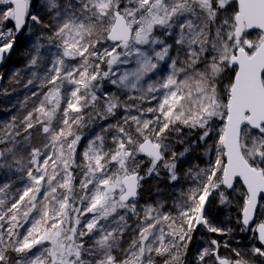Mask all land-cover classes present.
I'll list each match as a JSON object with an SVG mask.
<instances>
[{"label": "snow or ice", "instance_id": "1", "mask_svg": "<svg viewBox=\"0 0 264 264\" xmlns=\"http://www.w3.org/2000/svg\"><path fill=\"white\" fill-rule=\"evenodd\" d=\"M25 32L41 91L0 125V264H264V0H0V62ZM161 170L171 209L141 206Z\"/></svg>", "mask_w": 264, "mask_h": 264}, {"label": "trees", "instance_id": "2", "mask_svg": "<svg viewBox=\"0 0 264 264\" xmlns=\"http://www.w3.org/2000/svg\"><path fill=\"white\" fill-rule=\"evenodd\" d=\"M33 39H31V40H33ZM31 43H32V41L25 42L22 37L21 38L18 37L14 56L11 59V61L6 64L5 70H3V72L1 73V77L3 78V85L5 84L8 87V90L6 92H3V93L1 92L2 97H1V107H0V125H2L4 122L8 121L11 118V116L14 115L15 111L17 113H27L30 109V107H28V104L31 106V101L29 103L23 102L21 100V97H22V99H24L25 94L29 90L28 89L29 85L27 87H25V85L27 84L26 79H27V76L31 75V71H33V69H29L27 66L28 61H29V56H30ZM42 51L46 52L47 50L45 49ZM53 51H54V49H53ZM19 53L23 54V58L21 59L23 61V67L16 69L15 68V61L20 59V58H18ZM35 70L40 75L44 72L43 67L35 69ZM17 73H18V75H17ZM13 74H16L17 76H22V78L24 79V81H22V83L18 87L15 86L14 76H12ZM2 88H3V86H2ZM25 90H27V91H25ZM179 148H180V150H182L183 146L180 145ZM195 163H200L201 166H203L202 159L197 160ZM146 167H147V164H145L144 167L141 169L142 173H143L144 168H146ZM165 178H166V173L163 170H161V177L160 178L152 177V178H148L144 182V186L141 189V195L139 198V204L140 205L143 203V201H145V199L149 196V194L153 193L155 188ZM13 179H14V177H13ZM5 182H7V181H6L5 177L3 176V173H0V184H3ZM182 183H183L184 187H187L188 182H182ZM177 187H179V185H177ZM222 221L226 222L231 227H235L234 222L229 221L227 219L226 212L224 213V215L222 217ZM208 238H210L209 234H208ZM211 238H216L222 242L225 239H229L227 237H220V236H212ZM237 241L239 242L240 246H244V247H246L252 243V241L249 239V234H247V236H246L245 233H239L238 231L233 234V237L230 239V243L232 244V246L235 247V246H237ZM193 243H194V239H192V242L189 245L188 257L190 255V253L192 252ZM221 252L224 255L228 254V252H226V254H225V251L223 249H221Z\"/></svg>", "mask_w": 264, "mask_h": 264}, {"label": "rangeland", "instance_id": "3", "mask_svg": "<svg viewBox=\"0 0 264 264\" xmlns=\"http://www.w3.org/2000/svg\"><path fill=\"white\" fill-rule=\"evenodd\" d=\"M22 38L24 39L25 42H30L32 41L31 39H33L34 37H30L26 32L22 35ZM18 59L17 61H15V68H22L23 67V61L21 60L23 58V54L19 53L18 55ZM6 67V66H5ZM5 70V68H4ZM44 73V72H43ZM43 73L41 75H43ZM12 76H14V80H15V86L18 87L22 81H24V79L22 78V76H17L16 74H13ZM32 78L31 75L27 76L26 82L28 81V79ZM39 85V80L34 81V84L29 85L28 87V91L24 96V99L21 100L23 102H27L29 103L31 101V106L28 104V107H30L29 111L32 109V107L34 106L35 103L38 102L37 97H33L31 94L32 92L36 91L39 92L41 91V89L38 87ZM106 87H108L110 90L115 91V89H113L110 85H106ZM8 90V87L4 84L3 88H2V93L6 92ZM2 93L0 95V107H1V97H2ZM20 98V97H19ZM152 103L154 104L155 101H152ZM143 106H148L147 104L143 105ZM27 113H17L16 111L14 112L15 116L18 117H23L24 115H26ZM133 114H136L135 112H133ZM100 123H107V122H100ZM99 131V125L98 124H94L91 128L89 129H85L84 130V134H85V139L81 141V147L78 149V151H82L83 147H86L87 144V139L91 138V135L93 132H98ZM180 145H177V150H180ZM179 148V149H178ZM195 154H189V157L187 158L189 163H195L197 161V159L194 158ZM188 164H184L183 167L187 168ZM15 179V177H14ZM17 185L19 184V181L16 182ZM157 189H160V192L157 191ZM171 191L170 186L168 185L167 179H163L160 184L155 188V190L153 191L152 194H149V196L145 199V201H143V203L141 204V206H145L148 204H154L158 199H164L166 201L165 204V210H169L171 209L172 206V198H169L168 193ZM225 211L224 210H220L217 209L215 215H216V221L217 222H222L224 225H228L226 222L222 221V217L224 215ZM135 223H136V219L133 217L131 219H129V224L132 225V227H135ZM229 226V225H228ZM245 235L247 236V233H245ZM132 238V233L131 232H126L125 233V238H124V246L127 247L128 244L130 243V240ZM193 239H194V243H193V249L192 252L189 255V259H191V257L194 255L196 249L202 245L205 244L206 240L208 239V234L206 233V231L202 228L198 229L195 233H193ZM223 249V248H222ZM226 252H228L226 249H223ZM227 255V254H226Z\"/></svg>", "mask_w": 264, "mask_h": 264}, {"label": "water", "instance_id": "4", "mask_svg": "<svg viewBox=\"0 0 264 264\" xmlns=\"http://www.w3.org/2000/svg\"><path fill=\"white\" fill-rule=\"evenodd\" d=\"M22 35H23V34H22ZM22 35H20L19 37L21 38ZM16 45H17V44H16ZM15 50H16V46L14 47V50L12 51V53H11L10 55H7V56L5 57V59H4L2 62H0V77H1V73L3 72V70H4L5 66H6V64H7L8 62H10L11 59L13 58L14 53H15ZM2 86H3V78H0V95H1V92H2Z\"/></svg>", "mask_w": 264, "mask_h": 264}]
</instances>
